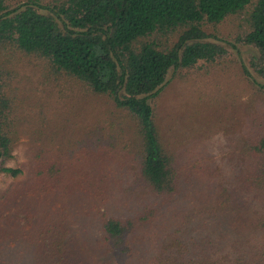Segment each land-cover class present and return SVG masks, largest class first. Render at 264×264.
I'll return each mask as SVG.
<instances>
[{
    "label": "trees",
    "instance_id": "obj_1",
    "mask_svg": "<svg viewBox=\"0 0 264 264\" xmlns=\"http://www.w3.org/2000/svg\"><path fill=\"white\" fill-rule=\"evenodd\" d=\"M229 17L244 27L238 43L258 51L252 68L264 79V0H0V50L43 59L112 104L88 147L98 170L84 179L72 152L36 145L47 134L19 117L14 73L0 66V178L11 181L0 189V264H16L6 260L16 253H27L20 264H264V214L250 221L256 237L243 215L264 203L263 89L242 147L246 181L211 209L189 198L191 174L152 102L172 71L225 55L209 31ZM25 136L34 154L15 166ZM110 151L119 163L104 167ZM34 198L38 207L28 206Z\"/></svg>",
    "mask_w": 264,
    "mask_h": 264
},
{
    "label": "rangeland",
    "instance_id": "obj_2",
    "mask_svg": "<svg viewBox=\"0 0 264 264\" xmlns=\"http://www.w3.org/2000/svg\"><path fill=\"white\" fill-rule=\"evenodd\" d=\"M38 1L43 5H55L62 0ZM243 28L234 17L212 28L210 41L223 46L225 55L212 63L200 62L190 70L172 71L162 92L152 101L168 146L191 174L189 198L198 199L208 209L217 207L219 199L228 197L229 190L235 187L232 191L235 194L237 186L244 185L248 160L242 147L255 128L253 119L262 107L257 89L264 91V79L257 78L252 68L258 51L238 43ZM0 66L14 73L12 87L18 91L19 117L26 126L33 124L30 130L41 129L47 134L41 137L36 132V136L43 139L36 145L53 147L57 152H72L71 162L81 167L79 176L84 179L91 176L93 170L97 171L98 167L87 153L92 139L103 134L98 129L105 127L112 109L108 98L94 95L73 79L54 75L45 60L35 56L0 50ZM30 141L31 138L25 136L18 142L15 166L25 163L34 154ZM108 154L110 157H105L102 164L116 166L119 162L115 152ZM10 183L9 179L0 178V189ZM71 198L78 208L87 203L78 192ZM244 198L249 195L241 192V199ZM37 202L34 198L28 206L38 207ZM20 204L24 205L21 201ZM18 207L10 205L9 211L17 212ZM263 214V202L243 213L249 220L244 227L250 226L253 237L258 231L250 221H260ZM26 254L9 255L6 260L20 264Z\"/></svg>",
    "mask_w": 264,
    "mask_h": 264
}]
</instances>
